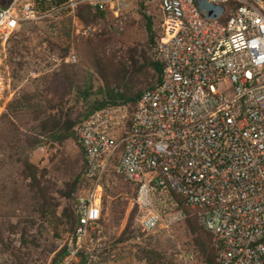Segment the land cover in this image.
Listing matches in <instances>:
<instances>
[{"label": "built area", "instance_id": "1", "mask_svg": "<svg viewBox=\"0 0 264 264\" xmlns=\"http://www.w3.org/2000/svg\"><path fill=\"white\" fill-rule=\"evenodd\" d=\"M93 2L47 13L36 0L0 4V121L18 94L15 45L24 25ZM154 3L162 16L153 46L161 81L133 114L129 105H109L76 127L91 188L76 198L78 225L55 264H75L89 253L86 242L106 240L102 182L116 156L114 175L134 187L143 232L170 230L190 211L211 236L216 264H264V0L147 5ZM188 264L208 263L191 257Z\"/></svg>", "mask_w": 264, "mask_h": 264}, {"label": "rangeland", "instance_id": "2", "mask_svg": "<svg viewBox=\"0 0 264 264\" xmlns=\"http://www.w3.org/2000/svg\"><path fill=\"white\" fill-rule=\"evenodd\" d=\"M99 1L85 3L94 8L93 14L97 12L99 16L98 11L104 12V17L89 18V24L78 20L80 4L27 23L19 33L15 50L23 69L17 74L18 93L24 90L39 93L38 112L42 118L59 119L61 113L68 114L78 120L77 127L88 116L102 110L93 111L104 102L108 90L123 93L116 84L107 86L102 77L117 67L123 66L129 75H137L135 69L142 70L137 75L142 92L150 88L149 84H157L154 72L145 69V59L156 61L144 15L149 17L148 11L152 14L156 42L162 31L159 4L149 7V0ZM87 28L91 33L85 37L83 31ZM72 55L77 57L75 64L68 62ZM34 117L27 110L18 116L23 126L20 144L23 155L39 168L41 186L48 191L56 216L39 213V195L31 189V181L24 178L18 162L22 152L16 155L13 151L15 159L7 158L8 162L0 167V264H55L76 231L63 220V213L71 205L76 214L77 196L87 194L91 188L86 181L72 201L62 196L65 185L52 164L60 148L32 128ZM76 145L79 146L78 142ZM3 159L0 158V165ZM102 186L100 225L106 240L101 245L86 242L85 251L89 253H83L75 264H188L191 257L201 259L186 223L147 234L141 229L134 187L116 177L113 170ZM150 252L161 255L164 262L150 259Z\"/></svg>", "mask_w": 264, "mask_h": 264}, {"label": "trees", "instance_id": "3", "mask_svg": "<svg viewBox=\"0 0 264 264\" xmlns=\"http://www.w3.org/2000/svg\"><path fill=\"white\" fill-rule=\"evenodd\" d=\"M36 1L39 4L40 11L42 12H47L53 8H61L71 2V0ZM0 2L3 7H7L10 4V2ZM93 12L94 8L91 5L85 3L81 4L77 16L78 20L81 23L89 24V18L92 16L95 18L104 17L103 11H98L99 16L97 15V12L95 14H93ZM144 17L147 20L149 41L151 44H153L155 43V39L157 37L156 32L154 31V22L152 18L146 17L145 15ZM132 61L134 64H137V62L134 60V57H132ZM145 61L147 64V68L145 69H150L155 74V81L157 84L154 86L149 84V89H153L161 81L162 67L157 62L152 63L147 59H145ZM134 72L139 76V74L142 73V70L135 69ZM17 74L18 72L16 71L15 76H17ZM137 75H133V73L129 75L123 66L117 67V69L113 73H109L108 76L103 74L102 77L104 78L105 84L107 86L116 84L123 89V93H114L111 92V90H108L104 102L93 111L97 109H103L108 105H116L121 103L129 105L131 114H133L138 100L143 94L137 83ZM16 87H18V84ZM39 96L40 95L38 92H31L29 90L20 91L17 94L15 100L9 106L7 114L2 117L0 121V158L4 157V161H1L0 167H3L6 162H8V159H15L13 151L16 153V155H20L22 152V156L19 158L18 162L23 168L24 178L31 181V189H35L39 195V213L46 216H56V212H53L55 205H52L49 202V193L46 188H42L41 186L42 183L39 179V168L32 164L30 160L23 155V146L20 144L22 139L19 137V134L23 133V126L20 124V120L18 121V116L22 115V113L26 110L29 111V114L35 115L34 120L31 121L33 125L35 124V126L32 128L39 131L41 134L40 136L49 141L50 144H57L59 146L60 150L52 159V164H54L55 173L61 177L65 185V188L61 194L64 198L70 201L73 200L74 195L79 190H81V188L86 183L85 154L83 149L76 145L77 138L74 129L78 123V120H74L70 115L64 113H61V117L59 119H45V117L42 118L40 112H38L40 106L37 99H39ZM118 161L119 156H116L110 171L113 170L114 166L118 164ZM187 212L189 218L185 223L187 225L188 233L192 237L195 251L204 262H207L208 264H216L215 252L212 248L210 234L202 226H200L197 217L193 212ZM63 220L67 221V224L72 227L74 232L78 225V217L76 216L71 205L64 211ZM149 258L156 260L159 263L164 262L160 259L162 256L154 252H150Z\"/></svg>", "mask_w": 264, "mask_h": 264}, {"label": "crops", "instance_id": "4", "mask_svg": "<svg viewBox=\"0 0 264 264\" xmlns=\"http://www.w3.org/2000/svg\"><path fill=\"white\" fill-rule=\"evenodd\" d=\"M71 1H81V0H71ZM53 10H54V8L49 10V11H47V12H50V11H53ZM47 12H44V13H47Z\"/></svg>", "mask_w": 264, "mask_h": 264}]
</instances>
